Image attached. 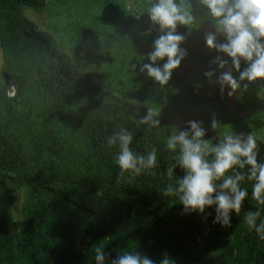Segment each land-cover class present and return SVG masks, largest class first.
I'll use <instances>...</instances> for the list:
<instances>
[{"label":"trees","instance_id":"1","mask_svg":"<svg viewBox=\"0 0 264 264\" xmlns=\"http://www.w3.org/2000/svg\"><path fill=\"white\" fill-rule=\"evenodd\" d=\"M146 3L0 0V264H93L98 243L112 257L136 249L154 260L167 253L176 264H210L197 257L208 253L214 264H264V240L243 223L256 208L250 182L226 229L211 216L182 215L175 198L158 191L173 162L164 139L177 121L208 128L215 117L236 132H254L258 160L264 157V97L257 95L264 82L233 97L209 86L203 72L215 53L203 43L207 23L187 35L189 54L163 90L134 75L130 65L155 37L141 35L149 27ZM148 107L160 110L163 130H136ZM121 127L134 131V151L159 149V168L119 176L117 149L106 137ZM16 190L23 193L17 208Z\"/></svg>","mask_w":264,"mask_h":264},{"label":"clouds","instance_id":"2","mask_svg":"<svg viewBox=\"0 0 264 264\" xmlns=\"http://www.w3.org/2000/svg\"><path fill=\"white\" fill-rule=\"evenodd\" d=\"M143 14L149 27L141 35L155 32V37L151 50L130 65L134 75H145L163 90L189 54L182 47L187 35L207 23L211 30L204 32L203 43L215 53L203 72L209 86L233 97L253 83L264 82V0H147ZM181 26L188 32H179ZM257 95L264 97V83ZM159 116L160 110L148 107L135 120L136 130H163ZM134 136V131L121 127L106 137L107 146L117 149L114 162L120 177H138L160 167L159 149L154 146L145 154L134 151ZM258 142L254 132H236L215 117L208 128L201 120H189L183 128L169 125L163 148L172 154L173 162L163 170L168 182L158 191L165 198H175L182 215L196 214L202 222L211 216L213 225L226 229L231 227L232 215L241 213L249 196L242 185L250 182L256 208L245 213L243 223L264 240V157L258 160ZM92 253L93 264H176L167 253L154 260L136 249H121L112 257L102 243Z\"/></svg>","mask_w":264,"mask_h":264},{"label":"rangeland","instance_id":"3","mask_svg":"<svg viewBox=\"0 0 264 264\" xmlns=\"http://www.w3.org/2000/svg\"><path fill=\"white\" fill-rule=\"evenodd\" d=\"M26 15H27V17H28L30 20H32L33 22H36L37 24H41V19L38 18L36 15H34V14L30 13V12H26ZM201 29H202L203 31L211 30L209 27L204 26V25L201 27ZM0 64H1V50H0ZM13 91H14V89L11 87V88L9 89L8 95L11 96V95L13 94ZM177 122H178V124H180V127H184L185 124H181L179 121H177ZM6 185H7V184H6ZM22 197H23V193L21 192V190H16V191H15V207H16V208H17L18 205L21 203V201H22ZM14 214H15V215H14L15 218H18V210H16V211L14 212ZM232 255H234V253H233ZM199 256H200V257H203V260H204V261H206V262H208V263H210V264H214V263H213V259H212V257L209 255V253H208L207 256H203V255L198 254L197 257H199Z\"/></svg>","mask_w":264,"mask_h":264}]
</instances>
